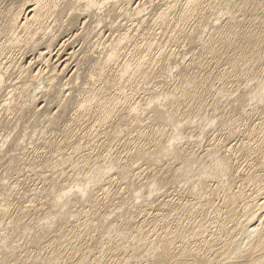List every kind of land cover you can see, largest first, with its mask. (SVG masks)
I'll return each mask as SVG.
<instances>
[{
  "label": "bare ground",
  "instance_id": "1",
  "mask_svg": "<svg viewBox=\"0 0 264 264\" xmlns=\"http://www.w3.org/2000/svg\"><path fill=\"white\" fill-rule=\"evenodd\" d=\"M244 2L0 0V162L6 168L0 175V264H102L109 252L122 254L121 264H264V77L252 68L264 56V15L245 28L232 13ZM204 10L211 16L199 19ZM215 52L227 56L217 78L233 77L234 96L216 88L212 104L227 110L218 109L224 110L220 119L206 104L208 115L220 119L213 120L199 109L205 117L204 128L196 122L199 133L206 136L220 124L229 136L257 134L239 151L252 152L262 167L237 166V151L225 145L231 137L198 156L205 137L195 132L199 149L184 155L183 138L188 144L196 139L185 136L184 110L208 103L216 81L203 60ZM245 70L250 78L244 83ZM116 141L123 150L113 153ZM42 146L46 157L28 158L29 148ZM28 164L44 183L28 193L30 199L45 200L49 212L26 222L27 211L18 206L11 212L10 198L22 194L11 176L22 175ZM146 164L144 177L139 170ZM113 172L126 184L116 191L107 186ZM102 194L105 201L119 200L113 207ZM183 194L191 199L183 202ZM100 197L105 213L93 216ZM85 204L94 207L84 211ZM149 204L154 218H163L158 229L151 217L156 232L147 228L150 219L138 220L133 212L134 206L150 210ZM82 230L91 235L88 241ZM39 234L52 252L38 243ZM17 235L39 236L32 259L23 249L30 243L18 242ZM61 244L70 247L69 255Z\"/></svg>",
  "mask_w": 264,
  "mask_h": 264
},
{
  "label": "rangeland",
  "instance_id": "2",
  "mask_svg": "<svg viewBox=\"0 0 264 264\" xmlns=\"http://www.w3.org/2000/svg\"><path fill=\"white\" fill-rule=\"evenodd\" d=\"M252 1L254 2V0H247V2L242 3V5L235 6L234 9H233L234 12L232 11L234 17L237 16V17H236V20L242 22V26H243L244 24L246 25V26L244 25L245 28L249 26V23L253 22V19H254V18H257L256 16L260 17V16L264 15V0H256V1H258V2H257V5H253L255 2L253 3ZM243 6H244V7H243ZM253 6L256 7V8H254ZM257 6H258V7H257ZM238 7H239V8H238ZM237 9H238L240 12H239ZM247 10H248V11H247ZM256 10H257V11H256ZM243 11H244V13H243ZM199 12H200V11H199ZM199 12H195L196 17L198 16V13H199ZM232 13H230L229 15L233 16ZM235 14H236V15H235ZM240 14H241V16H240ZM243 14H244V15H243ZM257 14H258V15H257ZM255 15H256V16H255ZM209 16H211V14H210L209 12H207V11L204 10V11H201V16H200L199 19L207 18V17H209ZM242 16H243L244 18H243ZM254 16H255V17H254ZM213 17H214V16H212L211 18H213ZM224 17H225L224 19L227 20V17H226V16H224ZM239 17H242V18H239ZM237 18H238V19H237ZM247 18H248V19H247ZM239 19H240V20H239ZM245 19L248 20V21L246 22ZM257 19L259 20V18H257ZM191 20H192V21H191ZM225 20H224V22H220V23H222L221 25H224V24H225ZM249 20H250V21H249ZM258 20H257V22H258ZM188 21H191V22L193 23V22H194V19L189 18V19L187 20V22H188ZM244 22H245V23H244ZM243 23H244V24H243ZM247 24H248V25H247ZM214 54H215V55H214ZM263 55H264V54H263ZM206 56H207V57H204L205 60H203V61H206L205 66H206L207 63H208L207 66H208L209 68H207V66H206L205 68H207V70H206V69H205V70L208 71V74H209V76H210L211 81H212V79H213V80L215 79L214 81H216V82H215V85H216V86L213 87L214 90H212V91L210 92L211 94H210V93H207V95L205 96V99H206V101L208 100V101H207L208 103H206V102L204 101V102H205V103H203L204 105L202 104L203 107H202V106H201V108L193 107V109H191L192 107H191V108L187 107V108H189V109H186V108H185L187 111L184 110L183 108L181 109V111L184 110L185 115L188 114L187 116H185V115H183L184 112H183V114H182V112H181V114L183 115V117H186V118H187V119L185 118L186 122L189 123L188 126H185V127H184V129H185V128L187 129V130L185 129V131L188 132V130H190V132H188V134H187V133H186V135L184 134L186 137H187V135H189L190 133H191V134H190L189 136L194 135L195 132H196L197 136H199V135H198L199 131L202 132V131H203L202 129L204 128L203 124H204L205 122H203L204 120L201 121L202 118H203V119L205 118V117H203V116H207L209 113L212 114V112H213V114L218 115L217 117L220 116V119H221V117L223 116L222 114H224V110H225V111L227 110L225 107H222V106H221V107L224 109L222 112H220L221 109H222L221 107H220V108H216V110L219 109L220 111H219V110H218V111L215 110L214 105H215V102H216V101H215V102H212V100L214 101V98H212V97L215 96V99H216V94H218V93L216 92L217 89L222 90L223 88H224V89H225V88H228L227 91L225 90V93H227V92H228V94H229V93H233V92H232V89H230V88H232L231 86L233 85V83L231 82V81H232L231 78L233 79V77H230V78H229L227 75H224V76H219L220 78L222 77L221 79H219V77L217 78V74L220 73V71L223 70L222 68H224V67L226 66L225 63H227L228 60H227V59H224V58H226L227 56H226V55H223V56L221 57V54L219 53V55H217L216 52H215V53H212V54H208V55H206ZM260 56H261V58H260ZM260 56H259V58H257V59H259V60L255 61V63L252 64V68H253V70L256 71L255 74H259L258 77H257L258 79H260L261 77H264V67H263V66H264V56H262V54H260ZM188 57H189V58L191 57L190 54L188 55ZM221 58H222V59H221ZM208 59H210V60H208ZM223 60H224V61H223ZM226 60H227V61H226ZM188 62H190V60H188ZM216 62H217V64H216ZM255 67H256L257 69H256ZM258 68H259V69H258ZM216 69H217V70H216ZM210 70H211V71H210ZM218 70H219V71H218ZM261 73H262V74H261ZM200 75H201V76H202V75L204 76V73H203V74L201 73ZM241 75H242V76H240V77H241V79L243 80L242 82H244V83H245V81H247V78H248V77L250 78V75L247 74V71H246V70H245V72L243 71ZM211 76H212V77H211ZM226 76H227V78H226ZM256 76H257V75H256ZM259 76H261V77L259 78ZM224 77H225V78H224ZM175 78H177V79H175V80L173 79V80H172L173 82L177 81L179 77H175ZM223 78L226 79V80L229 78V80H227V82H226V81L223 80ZM244 79H246V80H244ZM262 79H263V78H262ZM219 80H220V82H219ZM221 80L224 81V82H222ZM248 81H249V80H248ZM250 81H251V80H250ZM177 82H178V81H177ZM177 82H175V83H177ZM212 82H213V81H212ZM213 84H214V83H213ZM174 85H175V84L173 83L172 86L174 87ZM225 85H226V86H225ZM146 86H149V85H146ZM253 86H254V85H253ZM253 86H252V87H253ZM173 87H171V88H173ZM218 87H219V88H218ZM220 87H221V88H220ZM216 88H217V89H216ZM229 89H230V91H228ZM214 91H215V92H214ZM212 92H213V94H212ZM218 92H219V91H218ZM209 94H210V96H209ZM214 94H215V95H214ZM234 94H235V93H234ZM141 95H142V93H141ZM211 95H212V96H211ZM232 95H233V94H229V95H228V98H230ZM139 96H140V95H136V96L134 97V99H135V100H136V99H137V100H140L141 97H139ZM233 96H234V95H233ZM233 96H232V97H233ZM240 100H241V98L238 99L237 102H240ZM241 101H242V100H241ZM209 102H211V103L209 104ZM212 103H213L214 105H213ZM206 104H208L209 106L206 105ZM207 106H208V107L211 106V108L209 109V108H207ZM195 108H196V109H195ZM203 108H204V109H207V110L209 109L210 112H209V111H208L209 113L206 112L207 110H204ZM227 108H230V107L227 106ZM194 109H195V110H194ZM197 109H198V110L201 109L202 111H204V112H202V113H203V114L206 113V114L203 115V114L200 112L201 110H199V112H200V114H199V112H198ZM212 109H213V110H212ZM190 111H192V112H191V115H193V116H195V115H197V114H199V115H198V116H195V117H193V118H191V115L189 114ZM196 111H197L198 113H197ZM211 111H212V112H211ZM215 111H216V113H215ZM186 112H187V113H186ZM195 112H196L197 114H196ZM218 112H220L221 115H220V113L218 114ZM189 115H190V117H189ZM202 115H203V116H202ZM209 115H210V114H209ZM209 115H208V116H209ZM216 115H214V116L216 117ZM199 116H200V117H199ZM214 116L211 115V116H209V117L213 118ZM196 117H199V118L202 117V118L199 119V118H196ZM215 117H214V118H215ZM217 117H216V120H220V119H217ZM189 118H191V119L193 120V122H195V123H193L192 120L189 119ZM194 118H195V119H194ZM214 118H213V120H215ZM256 118H257V117H254V118H253V120L255 119V120H254V125H256L257 127H259L258 124H259V121H260V120H258V119L256 120ZM188 120H189V121H188ZM190 120H191V121H190ZM194 120H195V121H194ZM199 120L201 121V123H199V122H200ZM191 122L194 124V126H193V124H192ZM196 122L199 123V124H202L203 128H202L201 130H200L201 127H199V126L196 124ZM187 123H186V125H187ZM190 123H191V124H190ZM218 124H219V123H218ZM218 124H217V125H218ZM189 125H190V126H189ZM192 126H193V127H192ZM189 127H191V128H189ZM194 127H195V128H194ZM196 127H197L199 130H198ZM205 127H206V126H205ZM216 127H217V128L211 129V131H209V130H210V129H209L208 132H207V134H206V136H205V135L203 136L202 134H200L201 132L199 133L200 135L203 136V137L201 136V137H199V138H204V137H205V138H204L205 141H203V142H202V139H199V140H198V137H197L196 134H195L194 137L196 138V139H195V140H196V144H197V143L199 144V143L202 142V143H201L202 145L200 146L201 149H199V145H198V144H197V146H196V144H193V143L195 142V140L193 141L192 138H191V142L193 141V143H191V144H188V143H190V142L188 141V143H187V141L185 140V138H183L184 141L182 140V142H181L182 144L180 143V144L182 145L181 147H184V145H185V147H186V146H187L186 143L188 144V146H187L186 148L184 147V149L186 150V151H184V152H185L184 155H186V156L189 155V154H187V153H189V152H190V153L192 152V153L196 154L197 150L199 149V153L197 152V155H198V156H202V155L206 152L205 150H207V148L210 147L211 143H213V144H218V142L221 141L222 144H224V142L226 141V139H228V137H231V138L228 139V141H226V142H228V143H227V144L225 143V145H229L228 148H231V147H232L234 153H235V151H237L236 154L238 153V157H237V158L234 157V159H235V160H234V163H235L236 165H237V164L240 165V168H241V167H242V168L247 167L246 170L250 167L251 163L257 165V166H254V167H258V166H259V167H262L261 165H259V163H258V164L256 163V162L258 161V160H257V161L255 160V159H257V156L254 155V154H252V152H246V153H247V154H246V153H242V152L239 151L240 148H241V146H242L241 144H244V142L246 143V142H247L250 138H252V137H253V140H254V139L259 138L260 136L257 137V136H256L257 134L255 135L256 137H255L254 135H250V136H249L248 130H247V134H248V135H247L246 132H244V131L241 132V133L237 131V133H240L241 135H240V134L238 135L237 133H235V134L233 133V134H234V135L232 134L233 136H229V135H228L223 129L221 130V129L219 128V127L222 128V126H220V124H219L218 126H216ZM247 127H248V126H247ZM245 128H246V127H243V129H245ZM191 129L194 131V133L192 132ZM194 129H195V130H194ZM196 129H197L198 131H197ZM212 130H215V131H212ZM245 130H246V129H245ZM183 131H184V130H183ZM185 131H184V132H185ZM206 131H207V130H206ZM222 131H223V132H222ZM220 132H221V133H220ZM192 133H193V134H192ZM205 133H206V132H205ZM223 133H224V134H223ZM242 133H243V134L245 133V134H244L245 136L242 135ZM220 134H221V135H220ZM227 135H228V136H227ZM221 137H222V139H221ZM249 137H250V138H249ZM247 138H248V140H247ZM193 139H194V138H193ZM216 139H217L218 141H217ZM243 139H244V141H243ZM188 140H190V139H188ZM197 140H198L199 142H198ZM200 140H201V142H200ZM214 140H216V141H214ZM224 140H225V141H224ZM185 141H186V143H185ZM223 141H224V142H223ZM241 141H242V142H241ZM205 142H206V143H205ZM209 143H210V144H209ZM115 144H117V145H115ZM150 145H152V144H150ZM194 145H195L196 147H195ZM233 145H234V147H233ZM240 145H241V146H240ZM112 146H114V147H113V148H114V149H113V153H116V152H119V151L121 152V151L123 150L122 143L120 144V143L117 142V141H116L114 144H112ZM189 146H190V147H189ZM203 146H204V147H203ZM206 146H207V147H206ZM238 147H239V148H238ZM43 148H44L43 146H42V148H40L39 150H35V149H32V148H29L28 151L26 152V153H27L26 155L28 156V158L36 157V159H38V160H39V159H42V157H39V156H45V154H46V149H45V148L43 149ZM90 148H92V147H90ZM191 148H192V149H191ZM193 148H194V149H193ZM188 149H189V152H188ZM191 150H194V151H191ZM20 151H21V150H18L17 152H20ZM229 151H230V155H231V152L233 153V151H231V150H229ZM229 151H226V152L229 154ZM21 152H22V151H21ZM181 152H183V151L181 150ZM186 152H187V153H186ZM200 152H202V153H200ZM24 153H25V152H24ZM35 153H36V154H35ZM182 154H183V153H182ZM225 154H226V153H225ZM230 155H229V156H230ZM239 155H240V159H239ZM252 155H254V156H252ZM232 156H234V155H232ZM247 156H248V157H247ZM249 156H251V157H253V158L251 159V157H249ZM45 157H46V156H45ZM58 157L60 158V155L57 156L56 158H58ZM43 158H44V157H43ZM242 158H243V159H242ZM244 158H245V159H244ZM248 158H249L250 160H249ZM237 159H238V162H237ZM245 160H246V161H245ZM253 160H254L255 162H253ZM161 162H162L163 164H162ZM161 162H160L161 166H162V167H163V165L165 166L164 162H163V161H161ZM236 162H237V163H236ZM240 162H241V163H240ZM246 162H247V165H248V166H246ZM176 163H177V162H176ZM160 164H159V165H160ZM244 164H245V166H244ZM249 164H250V165H249ZM4 165H5V164H4ZM4 165H2V163L0 162V175L3 174V172H4L5 169H6ZM238 165H237V166H238ZM28 166H30V165L28 164L27 167H25V168H26V169H25L26 171L24 170V171H22L23 173L21 172L22 175L19 174V176H17V175L11 176V177L13 178L12 181H18V182H19V185H18V186H20V190H19V191L22 193L21 195H22L23 197L19 194L18 196L13 197V198H16V199L10 198L11 201H12V202H11V205H10V206H11L10 208H11V210H12L11 212L15 213L18 209L23 208V210H24L25 212L27 211V212H26L27 215H25L26 218L24 217V221H26V222L31 221L33 218H36V219L38 218V219H39V214H40V216L44 215V211H46V210L49 212V208L47 207V205H46V207H44L45 205L43 206V203H44L45 200H43L42 198L40 199V197H39L38 199H37V197H36V199H35V198L33 199V198H32L33 196H31V199H30L29 194H30V195L33 194V193H34V190H36L35 188H38V186L41 187L44 183H43V181L41 180L42 178L39 177L40 174H38V175L33 174L31 171H29L30 169H29ZM145 167H146V168H145ZM157 167H158V166H157ZM259 167H258V168H259ZM2 168H4V169H2ZM144 168H145V170L148 169V172L150 171L149 168H147V164H146V166H143V167H142V169H141L142 171H141V170H139V171L141 172V175H144V177H146V173H148V172H147V170H146V172H144V171H145ZM158 169H160V170L158 171L159 173H161V170H163L162 168H160V166H159ZM7 170H8V169H7ZM137 172H138V170H137ZM142 172H143V173H142ZM263 172H264V171H263ZM37 173H41V172H37ZM49 173H50V172L48 171V172H46L45 174H49ZM113 173H114L113 176L115 175V177H112V178H114L115 180L112 179V180H111V184L109 183L110 185L108 184L107 186H110V189H112L113 191H116V189H114V188L119 187V185H121L120 187H122V186L125 187V185H126L125 183H124L125 185H123L122 183H120V182H123V179H122V181H121V180H120V181L118 180V179H121L120 175L117 174L118 172H113ZM41 174H42V173H41ZM41 176H42V175H41ZM116 176H117V178H116ZM118 176H119L120 178H118ZM14 177H15V178H14ZM145 179H146V178H145ZM52 180H53V179H52ZM36 181H37V182H36ZM113 181H114V182H113ZM115 182H116V183H115ZM48 183H49V182H47V184H48ZM37 185H38V186H37ZM111 185H112V186H111ZM18 186H17V187H18ZM113 186H114V187H113ZM123 187H122V188H123ZM33 188H34V189H33ZM16 189H17V188H16ZM31 190H32V191H31ZM24 192H25V193L27 192L26 194H28V193H29V194H28L27 196H24V195H25ZM30 192H31V193H30ZM99 193L101 194L102 191H99ZM172 193H173V192H171V193H167V194H172ZM163 195H164V194H163ZM163 195L160 197V200H161V198L163 197ZM184 195H185V194H183V196H182V198L184 199L183 202H185L186 199H191L190 197L187 198V195H186V196H184ZM104 196H105V195H104ZM104 196H103V194H102L101 197L103 198ZM158 196H159V195H158ZM20 197H22V198H20ZM101 197H100V198H101ZM19 198H20V199H19ZM23 198H25V200H24ZM27 198H29V200H28ZM102 198H101V201H102L103 203H102L100 200H98V206L96 205L99 209L101 208L100 211L98 210V208H97V210H96V207H95V210H96V211H95L94 208H93L94 206L91 207V206H92L91 204H85V205H84L85 208L83 207V208H84V211H86V208H87V210H91V208H93V209H92L93 213H92L91 211H90V212L93 214V216H94L95 213H98V215H97V214H96V215L99 216L100 214L105 213V212H103L104 209H105V207H104V208L102 207V206H105V202H107V203H109V205L113 206V205L116 204V203L118 202V200H119V199L117 198V199H115V201H117V202H114V201H112V200L114 199V197H111V198H112L111 201L108 202V201H105V200H104L105 198H103V200L105 201V202H104V201L102 200ZM39 199H40V200H39ZM13 200H14V201H13ZM41 200H43V202H41ZM106 200H107V199H106ZM36 201H37V202H36ZM38 202H41V203H39L40 205L38 204ZM100 202H101L102 204H104V205H100V204H101ZM110 202H111V204H110ZM21 203H22V205H23L24 207L21 205ZM29 203H32V204H29ZM33 203H34V204H33ZM36 203H37V204H36ZM112 203H113V204H112ZM25 204H26V205H25ZM41 204H42L43 208H42V207H39V208H38L37 206H41ZM87 205H88L90 208H88ZM99 205H100V206H99ZM150 205H152V204H149V206L147 205V207H150ZM16 206H17V207H16ZM18 206H19V208H18ZM20 206H21V207H20ZM31 206H32V207H31ZM86 206H87V207H86ZM114 206H115V205H114ZM114 206H113V207H114ZM35 207H36V208H35ZM113 207H112V208H113ZM140 207H142V206H140ZM140 207H138V209H140ZM153 207H155V206L152 205L151 209L149 208L150 210H148V208H147V209H144V208H146V207H143V208H141L142 210H139V211H140V212H139V211L136 209L137 207L135 208V206H134V209H135V210L133 209V210H134L133 212H135V211L137 212V213L135 212V214L137 215V217H138L137 219H138V220L141 219L142 221H143V220H144V221H145V220L147 221L148 219H150L151 221L149 220V221L147 222V225L149 224V225L147 226V228L151 225V226H154V229H155V226H156V224H157L158 222H159V223H162V222H163V221H161L163 218L160 219V220H159V218H154V214H155L157 211H156V208H153ZM14 208H16V210H15ZM17 208H18V209H17ZM24 208H25V209H24ZM29 208H30V209H29ZM45 208H46V209H45ZM47 208H48V209H47ZM102 208H103V209H102ZM39 209H40V210H39ZM152 209H153V210H152ZM154 209H155V210H154ZM14 210H15V211H14ZM37 210H38V211H37ZM143 210H144V211H143ZM145 210H146V211H145ZM41 211H42L43 213H42ZM94 211H95V212H94ZM98 211H99V212H98ZM32 212H34V213H33L34 215L31 214ZM37 212H39V213H37ZM48 212L46 213V215L48 214ZM148 212H149V213H148ZM154 212H155V213H154ZM35 213H36V214H35ZM142 213H143V214H142ZM144 213H145V214H144ZM28 215L31 216V218H30ZM35 215H37V217H36ZM96 215H95V217H97ZM102 215H104V214H102ZM152 215H153V216H152ZM44 216H45V215H44ZM100 216H101V215H100ZM140 216H141L142 218H141ZM144 216H145V217H144ZM42 217H43V216H42ZM42 217H40V218H42ZM151 217L154 218V219H156V220H157V223H155L156 220H154V223H153V221H152L153 219H151ZM145 218H146V219H145ZM26 219H27V220H26ZM28 219H29V220H28ZM33 220L35 221V219H33ZM158 220H159V221H158ZM34 221H33V222H34ZM159 223H158L157 228H158V227L160 228V226H161V225H159ZM153 224H154V225H153ZM151 226H150L148 229L151 228V230H152L153 227H151ZM157 228H156L155 230L153 229V231L156 232V231L159 229V228H158V229H157ZM79 229H81V228H79ZM145 229H146V228H145ZM148 229H147L145 232H147ZM151 230H150V231H151ZM78 231H79V230H78ZM82 231H83V230H82ZM151 232H152V231H151ZM151 232L148 231V234H150V236L155 235L154 232H153V233H151ZM80 233H81L82 236H86L85 239L87 238V241L89 240V239H88L89 236H87L88 234H85V235H84V233H85L84 231H83V232L80 231ZM39 235H40V234H39ZM89 235H90V234H89ZM17 236H18V237H16V238H18V242H19V241L21 242V240H22V242H23V241H27V243H30V244H27V247L25 246L26 249H25V248H23V249H24V252H25V253H26V251L29 252L30 254L32 253L31 256H30L31 259H32V255H33V253H35V251H34L35 247H37V246L39 245L38 243H41V244L45 247L44 250H45V249H48V250H45V251H47V252L49 251V252H50V251L52 250V248L48 245L49 243H46V242H45V241L48 240V239L45 238L46 240L44 241V238L41 237V235H40V238H42L43 240L39 238L40 240H38V243L36 242V240H37V236H38V235L36 236V239H35V236H32V235H31V236L33 237V239H32V237L30 236V239H32V241H30V239L28 238V240H29L30 242H29V241L27 240V238H25V237H23V238H25L26 240H24L22 237H19V235H17ZM38 237H39V236H38ZM90 237H91V235H90ZM90 237H89V238H90ZM19 238H20V239H19ZM40 241H41V242H40ZM43 241H44V242H43ZM85 241H86V240H85ZM33 242H36L35 244H38V245H36L35 247H33V246L35 245ZM193 243H194V242H192V244H190V246H192ZM29 245H30V246H29ZM61 245H63V244H61ZM28 246H29V247H28ZM31 246H32V247H31ZM219 246H220V245H219ZM219 246H217V247H219ZM48 247H49V248H48ZM220 247H221V246H220ZM28 248H29V249H28ZM58 248H59V249H62L63 251H65V253H66L67 255H69L70 252H71L70 247H68V246L66 247L65 244L63 245V247H62V246H61V247L59 246ZM50 249H51V250H50ZM64 249H65V250H64ZM69 250H70V251H69ZM68 251H69V252H68ZM49 252H48V253H49ZM51 252H52V251H51ZM30 254H29V255H30ZM46 254H47V253H46ZM108 254H109V255H108ZM112 254H114V253H112ZM47 255H48V254H47ZM106 256L108 257V260H107V257H106ZM106 256H105L106 258L103 259V262L101 261L102 264H103V263L105 264V262H106V264H110V263L114 260V258H115V260L117 261V264H121V263L123 262V261L121 262V260H120V259L122 258V254H119V256H118L117 254H116V255H115V254H114V255H111V253L109 252V253L106 254ZM112 256H113L114 258H112ZM110 257H111V258H110ZM119 257H120V259H118ZM30 258H29V259H30ZM31 259H30V260H31ZM105 259H106V261L104 262ZM30 260H29V262H32V260H31V261H30ZM115 260H114V261H115ZM118 260L120 261L119 263H118ZM132 262H133L132 260H129L128 263H129V264H133L134 262H133V263H132ZM37 263H38V262H37ZM112 263L114 264V262H112ZM112 263H111V264H112ZM100 264H101V263H100ZM115 264H116V262H115ZM135 264H136V263H135Z\"/></svg>",
  "mask_w": 264,
  "mask_h": 264
}]
</instances>
